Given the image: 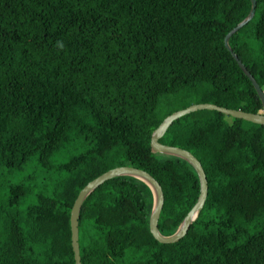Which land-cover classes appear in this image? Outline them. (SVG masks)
Returning <instances> with one entry per match:
<instances>
[{"label":"trees","instance_id":"trees-1","mask_svg":"<svg viewBox=\"0 0 264 264\" xmlns=\"http://www.w3.org/2000/svg\"><path fill=\"white\" fill-rule=\"evenodd\" d=\"M250 7L251 0H0V182L5 168H36L32 180L0 190V264H75L74 199L117 165L159 181L158 229H177L199 178L186 159L152 151L151 133L194 102L263 112L223 40ZM228 42L264 91V0ZM171 101L178 103L161 107ZM159 140L201 161L208 188L197 216L179 239L159 241L149 229L151 187L113 176L82 201L81 264H264V124L201 108L175 118ZM51 171L62 175L46 193L39 179Z\"/></svg>","mask_w":264,"mask_h":264},{"label":"water","instance_id":"water-1","mask_svg":"<svg viewBox=\"0 0 264 264\" xmlns=\"http://www.w3.org/2000/svg\"><path fill=\"white\" fill-rule=\"evenodd\" d=\"M255 4H256V0H251V7L247 15L225 34L223 40H224V45L227 47L228 50L231 51V54L236 59L238 65L252 81V84L254 85L261 99L263 105V112L246 111L240 108L227 107L213 102H194L167 114L158 124V126L153 129L150 138V146L152 151L174 154L186 159L188 162L192 164L199 178V193L196 201L188 210V212L185 214L182 221L180 222V224L178 225L177 229L174 232L170 234H162L158 229V218L164 202V193H163V188L159 183V181L147 170L142 169L140 167L123 164L108 168L107 170L103 171L102 173L98 174L97 176L89 180L82 188H80L70 209L71 244H72L75 264H81L79 241H78V237H79L78 219H79V212L82 201L92 189H94L103 181L116 175H121V174L134 175L144 180L151 187L153 191L154 199H153V206L149 215V229L157 240L163 242H171L179 239L181 236L185 234L191 221L197 216L199 210L204 204L207 194L208 183H207L206 173L201 164V161L190 150L178 145L163 143L159 140V138L163 135V133L167 129L168 125L175 118L192 110L209 108V109H216L218 111H221L226 114H230L238 118H243L246 120H250L252 122L264 124V91L257 82V80L255 79V77L247 69L245 64L239 59L237 54L233 51L232 47L228 42V38L231 35V33L234 32L236 29H238L240 26H242L244 23H246L253 16L255 11Z\"/></svg>","mask_w":264,"mask_h":264},{"label":"rangeland","instance_id":"rangeland-1","mask_svg":"<svg viewBox=\"0 0 264 264\" xmlns=\"http://www.w3.org/2000/svg\"><path fill=\"white\" fill-rule=\"evenodd\" d=\"M177 102V101H176ZM176 102H163V104H161V107L163 109H168L170 108V105H174L177 104ZM1 169V168H0ZM36 170V168L34 167H29L26 166L24 168L21 169H14V168H5L2 170L3 175L1 176V182H0V190L7 184V182L9 181H21L24 177L25 182L32 180L33 176V172ZM62 174L60 172H56V171H51V173H45L42 175L41 180L42 183H40V185L43 186L42 190L46 193H50L51 190V186H52V182L60 177ZM38 188V186L36 185L35 187H33L32 191H36V189ZM29 194V197L31 198V193ZM28 202V199H24V201H21L17 206L22 208L26 203Z\"/></svg>","mask_w":264,"mask_h":264}]
</instances>
